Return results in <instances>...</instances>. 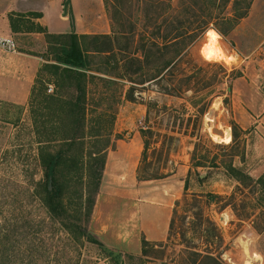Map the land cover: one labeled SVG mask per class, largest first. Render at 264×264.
<instances>
[{
  "label": "rangeland",
  "instance_id": "rangeland-1",
  "mask_svg": "<svg viewBox=\"0 0 264 264\" xmlns=\"http://www.w3.org/2000/svg\"><path fill=\"white\" fill-rule=\"evenodd\" d=\"M47 9L52 33L73 32V16L78 35L115 41V56L93 60L95 78L88 84L91 113L114 119L102 186L85 223L90 235L125 264H214L206 256L221 264H264V182L258 183L264 176V0H50ZM236 11L248 14L238 19ZM178 35L180 53L191 63L175 74L193 76L198 94L168 96L171 82H149L176 55L163 47ZM16 39L20 52L47 53V45L30 52L27 38ZM143 43L161 51L155 48L134 75L138 64L127 68L126 57L142 59ZM224 72L235 79L227 83ZM195 96L200 108L192 106ZM7 103L0 104V264H114L97 245L87 242L77 251L49 215L38 196L44 172L29 100ZM149 103L157 107L147 121ZM233 123L240 128L236 140ZM149 128L165 138L153 135L148 171L169 177L141 182V133ZM230 165L252 180L238 182ZM158 218H169L170 227L143 256L142 227Z\"/></svg>",
  "mask_w": 264,
  "mask_h": 264
},
{
  "label": "trees",
  "instance_id": "trees-1",
  "mask_svg": "<svg viewBox=\"0 0 264 264\" xmlns=\"http://www.w3.org/2000/svg\"><path fill=\"white\" fill-rule=\"evenodd\" d=\"M238 2L235 1L236 9H238ZM247 14V11L242 13L236 11L238 19L245 18ZM41 18L42 16L37 13L25 15L13 13L9 16L14 33L20 32L19 25L27 24L25 31L43 34L47 44L46 54L29 53L43 61L29 98L33 136L38 145V161L44 172V182L39 184L40 187H43L44 194L38 193V196H41L49 215L59 223L61 230L67 234L77 251L83 248L87 242L105 250L103 244L90 235L85 223L91 219L96 197L102 186L108 150L111 146L114 119L107 121V114L91 113L88 108V84L89 79L95 78L92 75L96 72L92 66L93 60L97 57L115 56V41L109 35H78L75 32L73 16L71 17L73 32L51 34L47 28L34 23L33 20ZM217 31L223 36L225 35L219 29ZM179 38V35L175 36L170 44L163 47V49L174 50L176 55L170 60L164 61V65L157 69V73L149 79V82L161 83L165 80L171 82L172 86L166 87L164 94L175 97L186 95L189 92L197 94L200 92V85L194 83L193 76L181 73V77H178L175 74L179 70L182 72L183 66L190 62L186 61V53H180L183 41ZM155 48L160 53V46L156 43H143V58L126 57L127 68L133 67L137 63L138 69L135 70L134 75L140 73L139 70L142 71L143 65L149 64L151 54L156 53ZM183 50L185 52L186 49ZM224 73L227 75L226 72ZM234 79L231 74L227 75V83H231ZM130 82L136 84L132 79ZM52 86L54 89L50 93L49 89ZM228 91H231V85H229ZM131 92L132 89L128 94V100L134 102L135 99ZM198 100L199 97L195 96L192 101L194 108H200ZM228 102L229 99L226 98L225 103ZM3 103L6 102L0 101V104ZM155 107H157L156 103H149L147 121L150 120ZM202 107H208V103H204ZM93 114L97 117L93 118ZM232 130L233 138L238 139L240 128L236 123L232 124ZM153 135L165 138L160 133L155 134L151 128L142 131L144 151L139 170L140 177H138L141 182L157 181L169 177V173H149L148 171L151 166V164H147ZM156 151L155 148L152 154L155 155ZM195 166L199 168L202 165L196 164ZM228 170L243 185L247 180H252L242 170L232 165ZM206 178L199 175V181L203 182ZM263 182L264 176L258 180L259 184ZM188 188L189 179L185 181V190L187 191ZM152 245L156 246L155 243L152 244L147 239H143V256H147V248ZM105 252L114 264H125L120 255H115L109 250ZM206 259L214 264H221L212 256H206Z\"/></svg>",
  "mask_w": 264,
  "mask_h": 264
},
{
  "label": "crops",
  "instance_id": "crops-1",
  "mask_svg": "<svg viewBox=\"0 0 264 264\" xmlns=\"http://www.w3.org/2000/svg\"><path fill=\"white\" fill-rule=\"evenodd\" d=\"M47 1L40 0L37 4L30 0H0V39L10 40L18 46L16 36L20 35L30 41V52H36L37 49H44L46 39L43 34L21 31L14 33L12 31L9 16L10 14H28L37 13L42 16L41 19L33 20L35 24L47 28L51 34H68L52 33L54 25L48 22L49 9ZM3 6L8 8L3 12ZM60 14V13H59ZM60 22L68 24L67 19L58 16ZM20 31V30H19ZM42 53V52H41ZM40 58L31 56L29 53L20 52L17 49L14 52H8L0 49V100L23 106L29 98L35 83L37 73L41 67ZM168 217V216H167ZM170 227L169 218L153 220L142 227V234L149 242H161L166 236Z\"/></svg>",
  "mask_w": 264,
  "mask_h": 264
},
{
  "label": "built area",
  "instance_id": "built-area-1",
  "mask_svg": "<svg viewBox=\"0 0 264 264\" xmlns=\"http://www.w3.org/2000/svg\"><path fill=\"white\" fill-rule=\"evenodd\" d=\"M0 49L8 51V52H14L16 50V45L14 42L10 40H2L0 39ZM49 92H53V88L50 87Z\"/></svg>",
  "mask_w": 264,
  "mask_h": 264
},
{
  "label": "water",
  "instance_id": "water-1",
  "mask_svg": "<svg viewBox=\"0 0 264 264\" xmlns=\"http://www.w3.org/2000/svg\"><path fill=\"white\" fill-rule=\"evenodd\" d=\"M67 8H68V5L65 4V14H64L65 17H67ZM50 189H51V187H50Z\"/></svg>",
  "mask_w": 264,
  "mask_h": 264
}]
</instances>
